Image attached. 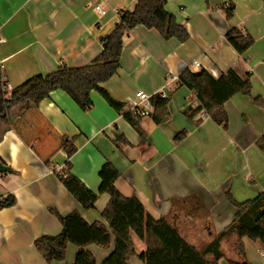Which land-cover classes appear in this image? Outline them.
<instances>
[{
	"label": "crops",
	"instance_id": "0c3cea01",
	"mask_svg": "<svg viewBox=\"0 0 264 264\" xmlns=\"http://www.w3.org/2000/svg\"><path fill=\"white\" fill-rule=\"evenodd\" d=\"M165 1L166 9L188 29L190 37L184 42L165 38L143 24L126 33L118 72L103 83L114 99L126 104L122 111L96 90L92 91V108L85 111L57 89L38 107H15L6 129L0 124V135L4 131L0 158L12 169L0 172V194L16 197L14 206L0 210V264L74 262L78 247L73 243L68 244L64 260L50 263L35 247L36 238L56 235L62 229L51 208L62 215L79 210L89 222H106L102 213L110 201L108 193L99 194L95 208L86 210L56 175L69 160L64 138L76 146L71 171L87 187L99 191V172L107 160L112 161L122 173L116 181L118 189L126 196L136 195L155 218L170 217L198 248L234 220L236 208L225 196L228 189L239 201L264 192V153L256 145L264 134V1ZM98 4L103 12L96 9ZM136 4L137 0H0V59L9 88L61 64H90L103 49L102 37L119 21V12L132 11ZM232 7L228 17L226 10ZM233 27L255 39L242 55L225 37ZM196 60L199 66L194 65ZM203 68L215 78L230 69L252 74V96L238 93L225 103L227 131L203 112L190 116L188 112L199 103L194 91L171 80L185 69ZM140 90L154 95L166 91L172 115L161 124L154 122L152 114L142 117L146 143H141L124 115ZM182 130H187L186 137L175 141ZM116 131L130 144L118 147ZM191 196L202 203L196 215L183 210L188 202L182 199ZM235 239L225 240L223 249L226 245L225 251L234 250L238 259ZM133 240L136 255L129 264H147L141 257L145 240L136 234ZM250 240L244 237L245 246ZM114 247V240L106 248L88 245L96 264H102ZM244 260L253 264L247 256Z\"/></svg>",
	"mask_w": 264,
	"mask_h": 264
},
{
	"label": "trees",
	"instance_id": "16d2710c",
	"mask_svg": "<svg viewBox=\"0 0 264 264\" xmlns=\"http://www.w3.org/2000/svg\"><path fill=\"white\" fill-rule=\"evenodd\" d=\"M165 4V0H137L132 11L121 10L115 28L101 39L102 51L88 65L68 67L61 64L48 74L34 75L10 89L9 82L2 73L0 59V124L6 129L10 124L11 111L15 107H38L42 100L50 97L51 92L57 89L64 90L85 111L93 106V90L99 92L114 109L122 111L126 104L114 99L103 83L118 72L126 33L143 24L147 28L158 30L165 38L175 37L184 42L190 37L188 29L176 20ZM232 13L233 7L226 10L228 17ZM225 37L241 55L255 42L250 33L243 32L238 27L231 28ZM251 78V73L241 75L234 69L223 72L219 78H215L205 68L197 72L185 69L180 73L178 83L193 90L198 99V105L188 112L190 116L203 112L227 131L229 116L225 103L238 93L252 96ZM253 99L256 103L260 102L258 97ZM152 101L155 104L152 113L154 122L161 124L170 120V98L158 93L153 96ZM124 115L138 131L141 143H146L148 135L141 126L142 117H138L130 109ZM186 135L187 130H182L174 136V140L181 142ZM114 142L118 147L130 144L127 137L119 131H116ZM256 145L264 153V134L257 139ZM63 147L69 158L67 167L62 172L55 173L68 191L86 210L95 208L101 193H108L110 201L102 213L106 222H89L79 210L62 215L56 209H50L60 221L62 229L56 235L43 234L34 241L36 249L49 263L64 260L68 244L73 243L78 250L74 262L67 264H96V258L88 245L97 244L106 248L114 240L115 247L102 264H129L130 259L136 255L133 234L146 242L147 247L141 257L147 264H219L226 256L223 242L233 237H236L233 244L239 258H230L229 263L248 264L244 260V237L260 241L264 245V192L254 198L239 201L228 189L225 196L236 208L234 220L225 229L214 234L204 247L198 248L180 233L170 217L155 218L136 195L126 196L118 189L116 181L122 173L112 161L107 160L102 166L99 172V191L95 192L71 171L70 158L76 152L73 141L64 138ZM0 160L6 163L3 159ZM182 202H188L187 207H183L187 214L196 215L199 208H203L196 196L184 198ZM15 204L16 197L13 193L0 194V210Z\"/></svg>",
	"mask_w": 264,
	"mask_h": 264
},
{
	"label": "built area",
	"instance_id": "2783aa9c",
	"mask_svg": "<svg viewBox=\"0 0 264 264\" xmlns=\"http://www.w3.org/2000/svg\"><path fill=\"white\" fill-rule=\"evenodd\" d=\"M96 9L103 12V8L101 5H96ZM195 66H199V61H194ZM171 80L179 81V76L173 75ZM158 94V93H157ZM163 97H168L166 91L160 92ZM156 95V94H155ZM154 94L148 93L144 90L137 91L135 94V99L131 101L130 105L128 106L130 110H132L138 117H146L151 115L154 112L155 104L152 101ZM63 170H61L62 172Z\"/></svg>",
	"mask_w": 264,
	"mask_h": 264
},
{
	"label": "rangeland",
	"instance_id": "374dc122",
	"mask_svg": "<svg viewBox=\"0 0 264 264\" xmlns=\"http://www.w3.org/2000/svg\"><path fill=\"white\" fill-rule=\"evenodd\" d=\"M250 241H251L250 244L245 246L246 256L248 257L249 260H251V262H253V264H264V245L260 241H254V240H250ZM196 243L198 244L199 247H201L202 239L198 238V242ZM225 248H226V245H224V249ZM225 254L226 256L220 260L219 264H230L229 263L230 258L237 259V256L234 250L225 251Z\"/></svg>",
	"mask_w": 264,
	"mask_h": 264
},
{
	"label": "water",
	"instance_id": "95a60500",
	"mask_svg": "<svg viewBox=\"0 0 264 264\" xmlns=\"http://www.w3.org/2000/svg\"><path fill=\"white\" fill-rule=\"evenodd\" d=\"M11 171V167L0 160V172L5 173Z\"/></svg>",
	"mask_w": 264,
	"mask_h": 264
}]
</instances>
